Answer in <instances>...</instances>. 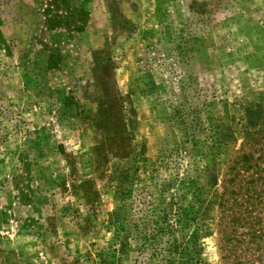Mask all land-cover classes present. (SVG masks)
I'll list each match as a JSON object with an SVG mask.
<instances>
[{"label":"rangeland","instance_id":"rangeland-1","mask_svg":"<svg viewBox=\"0 0 264 264\" xmlns=\"http://www.w3.org/2000/svg\"><path fill=\"white\" fill-rule=\"evenodd\" d=\"M48 2L0 0V264L253 255L223 204L264 218V0H86L80 34Z\"/></svg>","mask_w":264,"mask_h":264},{"label":"trees","instance_id":"trees-1","mask_svg":"<svg viewBox=\"0 0 264 264\" xmlns=\"http://www.w3.org/2000/svg\"><path fill=\"white\" fill-rule=\"evenodd\" d=\"M43 17L46 19L48 28L52 31L66 30L69 33H83L90 20V13L86 6V0H49L46 7L43 8ZM52 53V50H50ZM58 50L53 49V56L50 57V67L54 68L58 65L56 56ZM239 177V174L236 176ZM234 182V180L230 181ZM235 196L236 200L232 204L230 197L225 199L223 204L225 209L226 229L230 224L239 229L248 230L246 235H241L244 241L237 237H231L227 234L225 237L224 249L227 252V258L235 250L234 242L240 245H247L246 254L253 255L236 257L233 264H257L263 263L264 259V218L258 216V206L254 203V199L261 198L257 195L256 190L251 192L249 201L242 198L241 193L225 191V195ZM226 197V196H225ZM247 215L244 218L243 215ZM259 215H264V209ZM249 238L248 241L246 239ZM238 239V240H237ZM230 258V257H229Z\"/></svg>","mask_w":264,"mask_h":264}]
</instances>
